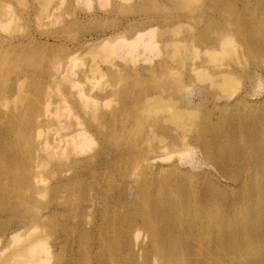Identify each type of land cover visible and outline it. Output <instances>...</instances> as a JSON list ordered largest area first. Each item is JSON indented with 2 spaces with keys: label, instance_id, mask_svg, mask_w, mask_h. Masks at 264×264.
<instances>
[{
  "label": "rangeland",
  "instance_id": "374dc122",
  "mask_svg": "<svg viewBox=\"0 0 264 264\" xmlns=\"http://www.w3.org/2000/svg\"><path fill=\"white\" fill-rule=\"evenodd\" d=\"M45 2L0 0L7 9L6 15L0 12V113L5 116L0 124L18 117L17 109L33 108L43 124L41 134L29 126V118L11 124L10 131H21L33 146H46L40 186L44 190L28 204L15 201L12 210V201L0 203V262L31 233L44 239L52 252L49 264H66L69 249L60 234L76 222L74 207L94 195L101 199L114 195L106 187L108 181L122 185L138 176L137 171L128 173V167H114V155L125 151H134L142 166L177 161L193 184L232 188V180L214 168L200 147L188 145L195 125L218 101L228 104L238 93L252 101L225 115L233 136L245 134L240 127L244 122L264 126V49L245 48L249 32L225 33L243 26L241 20H233L236 11L253 16L257 5L227 0H209L213 6L204 0ZM152 28V40L158 42L155 50L139 43L104 55L110 42H131ZM62 72V81L46 83ZM226 75L235 80L230 92L220 86ZM191 95L194 100L189 104ZM125 124L127 131L121 134ZM78 131L84 135L76 137ZM76 138L88 141L83 156L95 155L81 183L73 181ZM167 143L177 151L169 159L153 160L155 151ZM230 148L234 149L231 145L225 149ZM246 163L242 159V166H237V177L249 173L243 167ZM125 174L130 177H122ZM229 197L236 199L233 193ZM49 209L57 211L49 214ZM103 212L89 215L88 221L93 223ZM144 237L141 230L139 238ZM75 250L72 247V264H101L85 257L75 260ZM19 259L13 256L10 263Z\"/></svg>",
  "mask_w": 264,
  "mask_h": 264
},
{
  "label": "bare ground",
  "instance_id": "6f19581e",
  "mask_svg": "<svg viewBox=\"0 0 264 264\" xmlns=\"http://www.w3.org/2000/svg\"><path fill=\"white\" fill-rule=\"evenodd\" d=\"M37 1L41 5L46 3L45 0ZM204 1L213 6L209 0ZM227 3L259 7L253 16L236 11L233 20H241L243 26L225 33L249 32L243 44L245 48L259 45L264 49V0H227ZM225 6L226 3L218 8L215 6L214 11ZM0 12L7 14L4 4L0 5ZM7 26L3 25V29ZM154 30L152 28L131 42H110L103 53L110 56L112 51L131 49L139 43H146V49L153 51L158 45L152 40ZM202 32L206 33L205 30ZM64 77V72L54 74L46 83L57 84ZM234 81L232 76L226 75L220 86L230 92L234 90ZM192 96L188 99L189 104L193 103ZM249 100L252 102L246 94L238 93L228 104L218 101L211 113L195 125L188 140V145L193 143L201 148L205 158L215 163L214 168L224 178L232 180V188L220 184L216 187L215 184H193L186 176V169L180 168L177 161L142 166L141 159L134 158L137 157L134 151L114 155L115 168L128 167V173L137 171L138 176L122 185L119 182L112 185V181H108L106 187L111 188L114 195L102 199L94 195L82 206L74 207L76 222L72 226L68 224L60 234L62 243L69 249L66 264H72L74 259L72 247L76 248L75 260L85 257L101 264H264V126L259 128L256 124L252 127L244 122L240 127L245 134L235 137L233 126L226 125L225 117L230 109ZM19 110L18 117L10 116L4 122L6 125L0 124V203L12 201L10 210L15 208V201L28 204L44 190L40 186L44 181L41 170L46 163L45 144L33 146L21 131L14 134L10 131L11 124L29 118V126L39 135L43 124L34 117L33 108ZM4 119V114L0 113V121ZM120 130L123 131L121 134L126 133L127 125ZM81 132L78 131L76 137L84 135ZM111 132L118 133L116 130ZM75 141L78 149L75 153L82 155L87 151L88 141L77 138ZM230 145L234 149H225ZM170 146L167 143L156 150L153 160L169 159L177 151H172ZM48 155L54 156L50 152ZM76 157L73 181L81 183L85 181L95 155ZM242 159H247L243 167L249 173L237 177V166H242ZM94 172L98 173L97 170ZM229 193L235 194L236 199L230 198ZM114 208L117 210L107 215V211ZM48 211L55 214L57 209ZM102 211L105 214L99 215L93 223L88 221L89 215ZM141 230L145 232L144 238H139ZM27 236L29 240L26 237L16 245L0 264H12L13 256L20 257L13 264H49L53 254L45 240L31 233ZM18 239V235L13 236L14 242Z\"/></svg>",
  "mask_w": 264,
  "mask_h": 264
}]
</instances>
